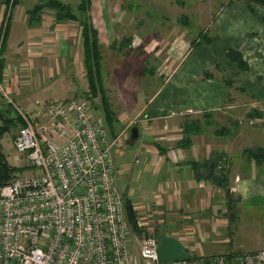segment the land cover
I'll use <instances>...</instances> for the list:
<instances>
[{
    "label": "crops",
    "instance_id": "0c3cea01",
    "mask_svg": "<svg viewBox=\"0 0 264 264\" xmlns=\"http://www.w3.org/2000/svg\"><path fill=\"white\" fill-rule=\"evenodd\" d=\"M59 1L72 7L68 0ZM42 4V0H0L1 62L2 68L6 69L7 88L30 111L46 101L76 95L79 89L75 87L72 92L64 93L59 91L57 84L50 88L37 86V72L33 69L22 71L27 65L20 63L31 60L36 66L38 61L44 67L49 63V68H46L50 69V63L55 57L58 66L64 64L61 57L73 58L71 41L76 45L79 55L85 53L79 20H57L56 12L51 7H44L33 14L35 7ZM228 5L230 7L224 8L217 15L216 33L211 44L194 46L186 53H164L162 65L166 63L165 66L170 68L166 80L150 86L148 92L143 91L147 98L137 106H132V101L128 99L127 105L123 101L122 107L116 109L112 106L113 116L117 119L115 125L118 124L120 130L111 136L116 138L121 130L127 132L129 128L131 132L137 128L138 132L136 139L130 136L132 141L128 146L126 140L119 141L123 142V148L122 158L117 163L127 170L121 177V186L129 189L131 197H128L137 212L147 208L153 221L163 216L161 222L168 235L179 239L185 249L198 257L222 254L216 252L219 249L217 233L222 231L221 223L232 235L223 253L243 252L244 248H264L249 241L251 236L247 230L245 241L236 245L232 228V206L236 200L233 192L239 193L241 202L238 203L245 208L258 201L262 203L264 178L250 176L243 179L236 176L231 180L228 174L226 182L229 183L230 192L224 202L226 214L223 217L222 211L216 212V187H220L213 179L220 174L216 168L209 170L210 165H215L216 161L224 163L227 170L231 166L230 141L224 142L223 149L216 148L217 143L221 146V139L228 136L240 142L239 138L247 137L246 132L236 134L237 130H231L228 126L231 124L229 116L223 117L224 123L217 125L216 114L228 112L226 115L230 113L236 116L242 107L247 106L250 108L248 112L257 109L264 113V6L254 4L252 11L246 1L242 0ZM51 12L52 15L49 14ZM51 18L52 24L48 21ZM167 49L172 51L170 46ZM230 49L241 52L248 69L241 70L227 58L226 53ZM50 50L53 53H49ZM65 64L70 65L69 62ZM206 72L212 73V76L204 78ZM95 108L96 115H105L102 109ZM139 115L143 117L139 123L145 129L144 133L141 125L130 127L131 121ZM245 115L249 117L247 113ZM177 120V133L180 132V135L173 137L170 135L171 129L165 128ZM261 120L264 122V117ZM207 121L215 126L211 129L210 125H206ZM216 125L227 126L228 134L218 136ZM186 138L189 140L186 141ZM135 143L138 145L131 159L128 152ZM259 146L264 148V139L249 148ZM137 159L139 162H136ZM233 180L236 186L231 187ZM248 213L252 218L251 212Z\"/></svg>",
    "mask_w": 264,
    "mask_h": 264
},
{
    "label": "built area",
    "instance_id": "2783aa9c",
    "mask_svg": "<svg viewBox=\"0 0 264 264\" xmlns=\"http://www.w3.org/2000/svg\"><path fill=\"white\" fill-rule=\"evenodd\" d=\"M0 96L22 123L17 152L40 172H16L0 186V264H228L160 258V239L148 234L137 249L128 222L113 138L104 114L88 101L50 100L30 113L6 85L0 54ZM136 162H139L137 159ZM135 237V236H134ZM233 264H264V249L233 254Z\"/></svg>",
    "mask_w": 264,
    "mask_h": 264
},
{
    "label": "rangeland",
    "instance_id": "374dc122",
    "mask_svg": "<svg viewBox=\"0 0 264 264\" xmlns=\"http://www.w3.org/2000/svg\"><path fill=\"white\" fill-rule=\"evenodd\" d=\"M68 1L72 4L74 11L80 19L89 17L91 23L98 30L99 48L102 54V68L101 80L98 82L96 79L97 84L95 85V90L89 88L88 85L89 80L87 79V69L84 60L85 54L82 53L79 55L80 52H78L76 45L74 46L73 41L70 42L73 58L68 59L66 57H61L60 59L64 64L60 63L58 66V59L54 57L53 61L50 63V69H54V72L48 69L49 63L46 64V66H48V68H46V66H40V62L38 63V61L35 66L31 60L20 63V65H27L22 68V71L27 69L35 70L34 72H37L38 76L37 81H39L35 84L37 86L50 88L53 84H57L59 85L57 86L59 91H65L64 93H70L73 91L72 89L78 87L79 90L76 95L71 94L68 97L62 96L60 99L74 98L88 101L92 106L98 107L106 112L107 107L110 109H112V106L113 108L115 106L116 109L122 107L123 101H125L127 105L126 99L132 101V106H137L145 101L147 97L143 94L145 93L143 91L148 92V89H151L150 86L159 84L168 77L166 73L170 71V68L165 66L166 63L162 65L164 53H186L194 46L211 44L216 33L217 15L221 14L224 8L230 7L228 4L231 5L234 1L237 2L240 0H92V5L86 10V13L80 9L81 0ZM49 14L52 15V12ZM48 21L52 24L53 18ZM75 25L76 28L77 24ZM46 29H48V27ZM169 46L172 51H168V49L166 51V48ZM49 53H53V51L50 50ZM65 62H69L70 65H66ZM43 68H46L45 71L40 72ZM3 70L5 79H7L6 69ZM11 71H14V69ZM100 82H102V84ZM10 95L19 107L23 108L25 111H30L27 109V105H23L14 93H10ZM0 103L2 104L3 114V119H0L2 153H4L8 163L17 168L18 171H15V173L32 174L34 172H40L39 169L31 167L25 156L17 154L13 146V140L22 123L15 117L17 111L14 108L7 107L2 96H0ZM39 107L31 110L30 113H34ZM248 111H250V108L247 106L242 107L241 111H238L239 115L236 116L229 115L230 113L226 115L228 112L220 113L222 115L216 114L217 125L224 123L222 120L223 117L226 118L229 116L228 121H230L231 124L228 126L231 130H237L236 134L244 132L247 134V137L237 138L240 140V142L237 141L238 143L232 137L227 136L221 139V146H218V143L216 145L217 149H223L224 142L230 141L229 149H231L230 153H232L233 161L232 158L229 159L231 166H229L228 170L230 171L229 176L231 180L233 178L235 179L236 176H240L243 179L250 178V176L264 178V164L261 166L256 164L255 160L251 159L245 152L247 148L256 144V142L260 144V142L263 141L264 122L258 120V115L251 114L252 112ZM246 113L253 119V122L245 115ZM231 114H233V112ZM5 119L12 120L13 124L8 131L2 134V126H7ZM142 119L143 117H141V115L133 120L131 119L132 121H130L132 124H130V127L141 125L139 122ZM240 120L243 122H239ZM171 123L170 127H166L165 129H171L170 135L177 137L176 135H180V132L177 133L179 128L176 126L178 120ZM207 123L206 125H210L211 129L215 126L213 123H210V121H207ZM217 125L216 129L218 128ZM108 128L110 135L120 130L118 124L113 126V131L110 125H108ZM141 128L142 133H144L145 129L143 130L142 125ZM211 129H209V131ZM121 132L122 139L126 140L125 144L128 146L132 141L130 138L131 129L129 128L127 132L121 130L119 134H121ZM150 138L153 142L152 135ZM121 143L123 144V142H119L116 146H119L115 152L116 161L122 158L123 147H121ZM137 145L138 143H135L131 146L132 150H129L131 147L128 148V154L131 159L134 157V150ZM219 174L221 173L219 172ZM231 182V187L236 186L234 180ZM121 187L124 199L127 200L128 196L131 197L128 191L129 189L126 188V186ZM219 187L220 188L216 187V212L219 213L222 211L221 215L224 217L226 214H224L226 210L224 202L226 201L227 189L224 186ZM233 193L236 197L234 208L232 209V214H234V224L232 228L234 229L235 235L233 242L236 243V245L240 243V241L244 242L246 238L245 231L247 230L251 236L249 241H252L255 246L261 245V247H264V202L261 203L258 201L245 208L239 204L241 202H239L238 198L239 193ZM218 209L220 210L218 211ZM248 212H251L253 215L252 218H250ZM137 213L140 227L145 229L140 234L132 229V239L134 242L136 241L137 249L139 248L138 239L151 232L160 239L163 235L169 234L163 228L164 223L163 221L161 222L163 216L158 219L160 222H157L158 220L153 221V217L150 215L151 212L147 208ZM220 225H222V231L217 233L220 242L219 249L216 250V252L225 254L226 252H223L226 250L225 246L228 245L226 243H230L228 241L230 240L229 237L231 234L229 235L228 229L226 230L224 228V224L221 223ZM242 245H244V243H242ZM256 250H246V248H244L243 252L240 251L238 253Z\"/></svg>",
    "mask_w": 264,
    "mask_h": 264
},
{
    "label": "trees",
    "instance_id": "16d2710c",
    "mask_svg": "<svg viewBox=\"0 0 264 264\" xmlns=\"http://www.w3.org/2000/svg\"><path fill=\"white\" fill-rule=\"evenodd\" d=\"M44 1V4L37 5L35 9L32 11L33 14H37L40 10H42L44 7H51L56 12V18L57 20H79L81 28H82V37L84 39V49H85V64L87 69V79L89 80V88H92V90H95V85L97 84V81L99 82L101 80V68H102V54L99 48V39H98V30L94 27V25L91 23V19L88 17L86 19L82 18L80 19L79 16H77L76 12L72 10V7L70 5H67L59 0H42ZM15 2V0H14ZM248 7L253 11L254 10V4H260L264 6V0H250L246 1ZM80 9L83 10V12L86 13V10H88L92 5V0H81L80 3ZM2 54V53H1ZM226 56L229 60H231L233 63H235L238 67L241 69H248V64L243 58V55L241 52H239L236 49H230L227 51ZM2 61V60H1ZM2 65V62H1ZM3 70V68H2ZM212 76V73L206 72L204 74V78H208ZM97 79V81H96ZM102 84V82H100ZM106 112L104 110V113L106 115V119L108 122V125L111 126V130L113 131V126L115 125L117 119L113 116V110L110 108H106ZM251 114H256L259 116L258 120L263 119L264 113L254 109ZM0 119H3L2 114V107L0 104ZM5 122L7 123V126H2L1 133H5L8 131V129L13 124L12 120L5 119ZM189 129L188 131H190ZM216 134L218 136H225L228 134V128L226 126H220L216 129ZM1 139V136H0ZM186 141L189 139L186 138ZM247 155L255 160V162L258 165L264 164V148L259 146L257 148H248L245 151ZM216 168L221 174L217 177H214L213 179L216 181V185L218 186H224L227 189V194L230 192L229 183H227V177L229 174V170L226 169V166H224V163H218L216 161L215 165H210L209 170H213ZM15 171H18L16 167L11 166L4 153L1 151V142H0V186L9 182L15 173ZM213 173V172H212ZM232 203V201H230ZM230 206H232L230 204ZM125 208L127 213V219L130 223L132 229L136 231L138 234L142 233L143 230H145L143 227H140L139 217L137 210L135 208V205L132 203L131 199L127 197V200H125ZM232 208H234L232 206ZM148 235V234H147ZM186 251L189 252V250L186 249ZM236 253H225L224 255L228 256V264H233V261L231 259L232 255L237 254ZM191 258H199V259H208L209 257H198L191 254Z\"/></svg>",
    "mask_w": 264,
    "mask_h": 264
},
{
    "label": "water",
    "instance_id": "95a60500",
    "mask_svg": "<svg viewBox=\"0 0 264 264\" xmlns=\"http://www.w3.org/2000/svg\"><path fill=\"white\" fill-rule=\"evenodd\" d=\"M137 136V128H133L131 132L132 139H136ZM158 253L160 258L164 261L191 259V255L186 251L183 243L170 235H163L161 237Z\"/></svg>",
    "mask_w": 264,
    "mask_h": 264
}]
</instances>
